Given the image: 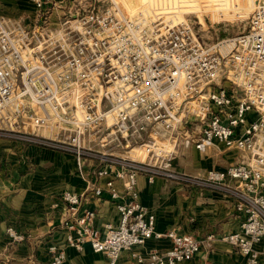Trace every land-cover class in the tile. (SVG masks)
Returning a JSON list of instances; mask_svg holds the SVG:
<instances>
[{
  "label": "built area",
  "instance_id": "built-area-1",
  "mask_svg": "<svg viewBox=\"0 0 264 264\" xmlns=\"http://www.w3.org/2000/svg\"><path fill=\"white\" fill-rule=\"evenodd\" d=\"M29 2L34 9L31 16L14 18L0 13V121L6 120L10 104L34 105V97L18 100L37 91L39 114L24 112L22 122L29 119L44 134L0 127V136L69 152L81 171L94 162L96 175L127 179L129 200L118 201L119 222L107 223L103 236L94 226L96 212L86 209L79 214L80 196L64 192L62 198L70 211L64 221L69 245L82 249L90 242L95 251L106 255L107 264H180L219 239L235 246L246 264H264V246H258L264 240V0L255 4L246 32L214 42L200 37L197 21L190 17H156L145 24V17H129L112 1L106 7H86L84 13L70 10L64 18L63 13L57 14L61 0ZM127 43L132 44L130 52ZM111 55L122 69L114 85L117 97L106 98L116 115L109 123L113 110L100 112L99 125L91 129V115L84 119L68 115L65 105L54 98L55 91L89 87L95 64L89 59L109 60ZM109 64L95 70L103 74ZM76 73L85 79L67 78ZM109 81L107 77L108 86ZM19 88L25 92L15 95ZM175 123L179 125L177 136L167 149L166 136L170 137ZM91 130L97 133L92 136L97 146L86 145L85 136ZM148 130L149 139L141 144L151 154L150 161L109 154L116 150L111 144L135 149L137 139ZM214 141L227 150L240 151V159L223 169H211L203 177L174 170L173 155L180 146L203 150ZM139 174L150 180L162 175L225 192L235 199V209L243 217L240 229L206 238L176 228L157 231L155 214L138 200ZM96 191L101 193V188ZM110 191L113 198H119L115 190ZM7 232L12 243L25 238L12 226ZM151 237H168L172 246L144 254L139 247ZM125 250H131L132 260H122ZM65 260V251L52 245L49 264Z\"/></svg>",
  "mask_w": 264,
  "mask_h": 264
},
{
  "label": "crops",
  "instance_id": "crops-1",
  "mask_svg": "<svg viewBox=\"0 0 264 264\" xmlns=\"http://www.w3.org/2000/svg\"><path fill=\"white\" fill-rule=\"evenodd\" d=\"M29 0H0V13L14 18L33 14ZM241 152L227 150L214 141L197 149L182 147L173 155L174 170L203 177L210 169H223L238 161ZM97 165L89 163L83 171L76 157L66 151L32 144L20 139L0 136V264H49L50 247L57 245L65 251L63 264H107L103 252L86 242L82 249L69 245V231L64 221L70 211L62 196L66 191L81 198L79 214L86 209L96 212L94 226L103 236L106 224L119 222L117 203L129 200L125 195V177L98 176ZM101 188V193L97 189ZM110 188L119 198H113ZM138 200L156 216L155 228L166 232L206 238L238 231L242 215L235 209V199L209 186L167 179L162 175L152 180L145 174L137 177ZM9 226L24 235L21 242L12 243ZM74 236L76 232H72ZM172 246L168 237H151L139 247L144 254L154 249ZM264 246V240L258 244ZM122 260H132L131 250H125ZM246 264L238 249L215 239L205 244L192 260L180 264Z\"/></svg>",
  "mask_w": 264,
  "mask_h": 264
},
{
  "label": "rangeland",
  "instance_id": "rangeland-1",
  "mask_svg": "<svg viewBox=\"0 0 264 264\" xmlns=\"http://www.w3.org/2000/svg\"><path fill=\"white\" fill-rule=\"evenodd\" d=\"M115 1L124 8L125 15L129 17L139 16L145 17V24L152 18H175L182 19L184 17H190L197 21L196 29L199 30V35L207 42H214L218 39H223L226 37H232L238 35L242 32H246L253 12L255 10V4L258 0H61L62 6L58 9L57 14H62V16L69 17L70 10L83 12L86 7H106L110 6V2ZM142 12V14H140ZM132 44L127 43L126 51H132ZM132 55V54H131ZM107 58L93 57L89 60L94 64L93 76L94 80L89 87L80 86L81 88L71 89V87L61 88L56 92L54 98H58L61 105H65V110L68 115H73L77 119H84L88 114L91 115V119H94L91 129H96L99 123L96 121L100 112L113 110L111 102L106 101L108 96L117 97V90L114 86L122 75V69L118 66L117 57L111 55ZM130 60V59H129ZM107 61L110 62L109 66L105 68L103 74L97 73L95 67H102ZM131 61V60H130ZM79 62L84 63L85 59H79ZM105 67V66H103ZM109 77L108 83H105L107 77ZM36 77V75H35ZM78 79L76 81H81L85 79L84 74L76 73L74 75H69L67 78ZM83 77V78H82ZM82 78V79H80ZM79 86V85H78ZM25 92L22 88L15 89L14 94L18 95ZM35 94H26L20 97L22 99L32 101V97L35 98L33 104L26 106L19 102L18 104L13 103L6 107V120L0 121V127L5 129H13V131H26L30 134H44L42 129L35 126L29 119L24 118L22 122V117L24 112L38 115L39 104L37 102V91H32ZM130 90H127V93ZM52 98V99H54ZM25 108V109H24ZM109 114V123L113 122V118L116 115V111ZM12 119H10V118ZM14 119L16 121H14ZM176 127L173 132H171L170 137L167 135L166 144L167 149L172 148L171 143L177 136L178 123H175ZM171 130V129H170ZM148 132L143 134L141 138L137 139L138 144L135 145V149L131 150L130 147H125V149L117 148L116 145H110L115 147V151H110L113 158L124 157L133 158L142 161H150L151 154L145 151V147L142 146L141 142L148 138ZM97 134L95 130H91L86 133L85 140L86 145H95L93 135ZM97 137V135H96ZM161 137L160 139H162ZM181 138V137H180ZM149 139V138H148ZM92 140V142H90ZM147 141V140H146ZM116 142V141H115ZM94 143V144H93ZM114 143V142H112ZM159 145L161 143H158ZM127 145V144H126ZM128 146V145H127ZM211 170V169H210ZM209 171V170H208ZM207 171V172H208Z\"/></svg>",
  "mask_w": 264,
  "mask_h": 264
}]
</instances>
